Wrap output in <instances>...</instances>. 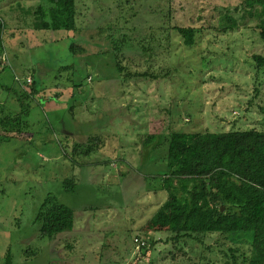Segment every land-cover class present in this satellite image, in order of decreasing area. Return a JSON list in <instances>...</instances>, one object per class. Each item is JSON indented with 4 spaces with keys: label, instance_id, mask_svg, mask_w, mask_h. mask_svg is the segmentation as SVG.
Listing matches in <instances>:
<instances>
[{
    "label": "rangeland",
    "instance_id": "rangeland-1",
    "mask_svg": "<svg viewBox=\"0 0 264 264\" xmlns=\"http://www.w3.org/2000/svg\"><path fill=\"white\" fill-rule=\"evenodd\" d=\"M245 1L77 0L68 33L35 29L42 0H0V71L22 65L25 81L8 71L0 106L20 111L19 90L37 85L28 100L32 130L0 143V264L9 256L10 264H234L229 249L240 250L235 263L243 264L248 245L168 232L166 177L183 162L241 174L237 135L263 129L262 77L251 61L262 53L260 18ZM227 11L238 27L224 33ZM177 28L194 29L191 47ZM10 49L31 57L10 59ZM10 82L14 93L1 87ZM206 134L228 137V152L196 158L189 147L168 158V139L187 147ZM149 136L156 151L143 156ZM48 196L74 212L73 230L53 239L34 222Z\"/></svg>",
    "mask_w": 264,
    "mask_h": 264
},
{
    "label": "trees",
    "instance_id": "trees-1",
    "mask_svg": "<svg viewBox=\"0 0 264 264\" xmlns=\"http://www.w3.org/2000/svg\"><path fill=\"white\" fill-rule=\"evenodd\" d=\"M76 1L42 0L34 11L37 19L35 29L47 32H74L78 16ZM245 5L251 11L257 9L260 18L256 29L259 31V38L262 42V53L252 55L251 61L262 77V103L258 110L263 118V129L261 131L251 129L237 135V140L242 145L240 153L243 154L241 174L222 167L208 171H200L198 168L189 170L185 168L187 165L183 162L181 170L172 171L167 175L166 179L170 189L168 232L174 234L175 239L190 235L217 234L232 240L235 244L249 246V255L240 254L239 256L243 264H264V0H246ZM226 14L223 19L222 32L237 30L236 15L233 11L232 16L228 11ZM176 30L185 46L191 47L194 44V29L177 28ZM120 42L123 43V41ZM120 49L119 43H116L114 50L119 51ZM70 50H73L71 45ZM116 67L122 71L120 65ZM11 69L10 66L3 68L2 70L5 71H0V75ZM151 78L157 79L158 77L152 76ZM15 79L20 86L23 82L25 84L23 78L16 76ZM32 86L30 92L19 90L20 93L22 92L18 96L20 111L8 107L3 109L0 106V112L4 111V115L0 113V143L13 134L20 135L32 130L27 121L31 116L28 100L35 99L37 85L33 83ZM1 87L9 92L14 93L15 91L5 86ZM75 102L74 100L73 105ZM176 135L178 134L173 133L171 138ZM154 137L149 136L143 142V156L150 150L156 151V146L153 145ZM193 139L195 140L187 143L190 145L187 147L180 146L176 139H168L167 150L170 152L168 158L172 159L174 155L171 149L192 153L188 151L190 147L194 157L198 154L196 158L199 156L202 158L205 154L210 158L215 156L219 149L224 152H228L229 149L224 143L228 137L215 139L206 134ZM61 149L66 155L67 144H61ZM63 185L68 193L73 192V184L70 181H65ZM34 222L38 224L39 233L43 238L53 239L59 234L73 230L74 212L70 207L59 203L56 197L48 196L39 207ZM239 251V249H229L234 264L237 259L235 253ZM7 260L10 264V256Z\"/></svg>",
    "mask_w": 264,
    "mask_h": 264
},
{
    "label": "crops",
    "instance_id": "crops-1",
    "mask_svg": "<svg viewBox=\"0 0 264 264\" xmlns=\"http://www.w3.org/2000/svg\"><path fill=\"white\" fill-rule=\"evenodd\" d=\"M29 9H31L30 7H29ZM16 19H17V17H15ZM11 23H13V20L11 21ZM11 26H12V24H10ZM13 27V26H12ZM34 33V32H33ZM13 35V34H12ZM37 36H38V39H36V40H39V36H40V34L37 32ZM42 40V39H41ZM31 49H35V47H33V48H31ZM36 52V51H35ZM9 54H10V59L12 58L13 60L14 59H18V57H20L21 59H27V57H31V55L30 54H27V52H25L23 49L21 50V51H18L17 52V50L16 49H10V52H9ZM30 55V56H29ZM14 65V67L16 68V69H13V66L11 67L12 69H13V71H12V69L10 70V71H12V72H14L13 74H14V77H21L22 75H19L18 74V71L17 70H20L19 68H21L22 67V65L18 68V66L16 65V64H13ZM26 69V67H24V69L22 70V71H24ZM9 71V72H10ZM11 73V72H10ZM9 73H8V70H6V72H2V74L0 75V79L1 80H5L6 79V77L7 78H9ZM11 77V76H10ZM10 79H12V77L10 78ZM11 82L14 84V81H12L11 80ZM10 82V84H6V83H3V85L6 87V88H9V89H14L15 88V86L13 87ZM0 105H1V103H0Z\"/></svg>",
    "mask_w": 264,
    "mask_h": 264
},
{
    "label": "built area",
    "instance_id": "built-area-1",
    "mask_svg": "<svg viewBox=\"0 0 264 264\" xmlns=\"http://www.w3.org/2000/svg\"><path fill=\"white\" fill-rule=\"evenodd\" d=\"M141 244H142L143 246H145V245H146L145 241H143Z\"/></svg>",
    "mask_w": 264,
    "mask_h": 264
},
{
    "label": "water",
    "instance_id": "water-1",
    "mask_svg": "<svg viewBox=\"0 0 264 264\" xmlns=\"http://www.w3.org/2000/svg\"><path fill=\"white\" fill-rule=\"evenodd\" d=\"M222 209V208H221Z\"/></svg>",
    "mask_w": 264,
    "mask_h": 264
}]
</instances>
